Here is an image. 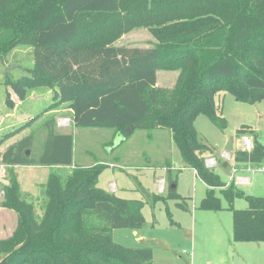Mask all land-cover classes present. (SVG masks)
<instances>
[{
    "label": "trees",
    "instance_id": "1",
    "mask_svg": "<svg viewBox=\"0 0 264 264\" xmlns=\"http://www.w3.org/2000/svg\"><path fill=\"white\" fill-rule=\"evenodd\" d=\"M141 27L155 39L152 46L115 43ZM21 43L32 46L30 75L6 82L20 100L46 86L53 90L52 106L69 103L76 127L112 129L124 140L137 129L171 131L186 166L207 184L199 208L222 210L223 197L233 214V240L264 241V196L245 193L208 167L213 148L195 126L206 115L226 128L221 93L246 103L264 101V0H0V55ZM161 67L180 71L172 89L159 86ZM6 103L15 107L9 91ZM46 126L40 156L29 153V135L2 152V163L74 166L65 176L50 173L41 215L12 174L0 206L16 211L18 223L9 237H0V264H155L151 247L124 246L112 233L141 229L144 201L99 187L108 164L76 163L72 132H58L55 118ZM246 133L253 147L237 149L235 161L264 163V142L246 124L236 135ZM167 198L184 199L176 187L167 196L153 195L155 202ZM237 198L248 207L236 209Z\"/></svg>",
    "mask_w": 264,
    "mask_h": 264
},
{
    "label": "rangeland",
    "instance_id": "2",
    "mask_svg": "<svg viewBox=\"0 0 264 264\" xmlns=\"http://www.w3.org/2000/svg\"><path fill=\"white\" fill-rule=\"evenodd\" d=\"M115 43L152 46L155 39L147 28L141 27L123 34ZM32 66L31 45L21 43L7 54L0 55V141L6 134L15 132L5 138L0 146V203L3 199V187L9 184L12 174L16 173L23 197L34 202L36 213L41 215L44 201L45 203L47 201L44 195L45 184L50 173L56 171L65 176L72 171L74 165L10 167L1 160L6 147L29 135L33 136V145L29 153L33 157L40 156L44 151L48 134L46 125L55 118L56 129L71 131L74 136L76 163L87 166L102 163L119 165L113 164L114 166H108L103 170L105 172L101 175L100 187L112 190V183L115 182L119 188L118 196L144 201L141 211L146 219L145 225L141 229H113V238L116 242L127 247H151L155 264H264L263 241L233 240L232 212L228 207H225L222 213L199 208L200 201L205 195V186L192 169L184 167L181 152L175 145L172 135H169L171 131L168 130L167 133L161 131L162 133L158 132L149 137L146 130L137 129L131 137L122 141L120 136L111 135L112 129L76 127L69 103L52 106L55 101L51 88L46 86L32 88L28 91L27 97L20 100L6 83L8 77L16 79L30 75ZM179 73L178 69L161 67L158 71L159 86L172 89ZM6 91L10 92L15 101L14 108H9L6 103ZM219 100L222 104L219 113L227 120L226 128L217 126L206 115H199L195 120L200 136L213 148V154L208 156L214 155L219 159L214 157L217 165L211 168L219 173L223 180L229 181L235 174L233 170L235 167L238 169L237 175L243 173L252 181L251 184L238 187L247 194L264 196V171L259 170L264 163L234 165V153L237 149L250 150L244 146L243 138L249 136L253 143V137L248 133L237 137V129L242 125L252 126L259 134L260 140L264 142V102H241L230 92L221 93L217 97V101ZM32 119L27 127L22 128ZM168 160L173 162L170 170L163 166ZM164 179L167 181L166 187ZM171 179L176 181V191L184 199L167 198L155 202L154 194L167 196ZM123 187L131 190H122ZM218 191L219 189H216V194L219 195ZM179 202H184L186 208L181 207ZM223 204L228 206L225 199ZM195 207L196 215H193ZM234 207L244 209L248 207V203L244 198H237ZM17 223V212L0 206V237H9Z\"/></svg>",
    "mask_w": 264,
    "mask_h": 264
},
{
    "label": "crops",
    "instance_id": "3",
    "mask_svg": "<svg viewBox=\"0 0 264 264\" xmlns=\"http://www.w3.org/2000/svg\"><path fill=\"white\" fill-rule=\"evenodd\" d=\"M262 102H264V101H262ZM262 102H261V103H262ZM72 111H73V110H72ZM57 131H58V132H62V133H68V132H69V131H62V130L60 131V129H57ZM146 131H147V130H146ZM161 131H166L165 133H167L168 130H165V129H162V128H156V129H154V130L151 132V134L148 133V131H147V133H146V132H145V133H146L149 137H152V136L156 135V133H158V132L162 133ZM70 132H71V131H70ZM135 132H136V131H135ZM135 132H134V133H135ZM134 133H133V134H134ZM133 134H132V135H133ZM170 134H171V132L169 133V135H170ZM111 135H114V136H116V137H117V136H120V138H121L122 141L125 139V137H124L122 134H115V132H113V131L111 132ZM171 135H172V134H171ZM171 135H170V136H171ZM130 137H131V136H130ZM14 142H15V141H14ZM14 142H13V143H14ZM6 148H7V147H6ZM5 150H6V149H5ZM5 150H4V151H5ZM4 151H3V152H4ZM214 157L217 158V156H214ZM217 159H218V158H217ZM218 160H219V159H218ZM79 164H80V163H79ZM82 164H83V163H82ZM84 164H86V163H84ZM107 164H108V163H107ZM113 164H114V163H109L108 166H111V167H112V166L116 165L117 163L114 164V165H113ZM147 164H149V163H147ZM168 164H170V166H169ZM222 164H223V162H222ZM117 165H118V164H117ZM238 165H241V163L238 162ZM118 166H119V165H118ZM145 166H146V167H150V165H145ZM163 166H164L165 169L170 170V169L173 167V162H172L171 160H168V161H166V162L163 164ZM227 166H228V165H227ZM184 167H185V168H188V169H192V168H190V167H187L186 164H184ZM114 168H115V167H114ZM192 170L194 171L195 176L199 178V176H198V174H197V171H196L195 169H192ZM103 172H105V171H103ZM103 172H102V173H103ZM102 173H101L100 176H99V182H98V185L100 184V178H101ZM199 179H200V181L203 182V184H204V186H205V195H206L207 184H206L201 178H199ZM161 180H162V179H161ZM164 180H165V187H166V183H167V181H166V179H164ZM172 181H173V180L171 179V185H170L169 189L172 188V187H174V188L176 187V188H177V184H172ZM224 181H225V180H224ZM226 182H228V181H226ZM112 184H113V186H112ZM112 184H111V186H112V187H111L112 190L105 189V188H104V189L107 190V191L113 192V193H115V194L117 195V192H118V189H119V188L117 187V185H116L115 182H113ZM99 187H100V186H99ZM102 188H103V187H102ZM121 189H122V190H125V189H127V190H131V189H128V188H126V187H123V188H121ZM205 195H204V196H205ZM204 196H203V197H204ZM120 197H121V196H120ZM122 197H123V196H122ZM203 197H202V198H203ZM123 198H125V197H123ZM130 199H132V198H130ZM223 199H224V198L222 197V202H223ZM201 200H202V199H201ZM200 202H201V201H200ZM223 206H224V209L227 208V206H225L224 204H223ZM225 207H226V208H225ZM194 209H195V210L193 211V215H196V207H195ZM224 209L219 210V211H217V212H218V213H222V211H223ZM231 212H232V211H231ZM218 215H219V214H218ZM218 217H219V216H218ZM231 220H232V229H233V214H232V219H231ZM263 242H264V241H263Z\"/></svg>",
    "mask_w": 264,
    "mask_h": 264
},
{
    "label": "built area",
    "instance_id": "4",
    "mask_svg": "<svg viewBox=\"0 0 264 264\" xmlns=\"http://www.w3.org/2000/svg\"><path fill=\"white\" fill-rule=\"evenodd\" d=\"M250 138L251 137H249V136L248 137H244L243 140H244V146L246 148H250V150H251L252 147H253V143L251 142V139ZM243 150H247V149H243ZM250 150H248V151H250ZM206 163H207L208 167H210V168L217 165V161H216V159L214 157L207 159L206 160ZM239 163L248 164L249 162H239ZM237 164H238V162L235 161V164L234 165L237 166ZM233 170H234L235 174H234V176H231L230 177L228 183L235 181L234 183L237 186H239V185H248V184H251L252 183L251 178L249 176H246L243 173H240V174L237 175L238 169H235V167L233 168ZM259 170L260 171H264V164L259 167ZM250 171H252V169H250ZM252 172H255V171H252ZM161 185H162V183H161ZM161 190H163V187L161 188Z\"/></svg>",
    "mask_w": 264,
    "mask_h": 264
},
{
    "label": "water",
    "instance_id": "5",
    "mask_svg": "<svg viewBox=\"0 0 264 264\" xmlns=\"http://www.w3.org/2000/svg\"><path fill=\"white\" fill-rule=\"evenodd\" d=\"M227 164V162L225 163V165Z\"/></svg>",
    "mask_w": 264,
    "mask_h": 264
}]
</instances>
